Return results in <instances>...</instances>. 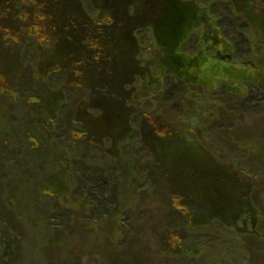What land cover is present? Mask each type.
<instances>
[{"label": "rangeland", "instance_id": "rangeland-1", "mask_svg": "<svg viewBox=\"0 0 264 264\" xmlns=\"http://www.w3.org/2000/svg\"><path fill=\"white\" fill-rule=\"evenodd\" d=\"M42 1L48 4V0ZM88 1L72 0L75 2L74 11L70 13L75 16L78 33H73L76 29L72 25L65 30L64 21H61L63 14H59L51 43H38L42 46H37L36 50L31 43L25 42V38L19 37L18 30L16 37H7L0 31V77L13 93H17L0 97V157L7 165L6 170L0 173V186L4 185L0 187V199L9 190L13 198L12 206L16 210L0 204V219L4 225L7 226L18 211L38 229L43 224V218L48 219L52 228L62 229L67 239H62L60 255L54 264H120L121 257L126 255L131 259L146 257L134 256L126 250L132 242H140L136 234L143 233L137 229L143 227L146 219L154 225H160L161 220L170 223V229L185 227L188 234H203L211 230L206 235L217 240L211 245L210 254L200 258L197 255L181 264H241L242 260L247 264H264V227L261 228L258 223V216L264 215V156L242 153L234 143V136L244 135V139L241 137L244 146L251 147L252 151L264 152V95L256 90L250 91L246 94L248 98L240 104L243 99L228 95L223 90L215 92L218 87L202 85L206 82L199 80L204 70L199 62L193 67L190 61L180 59L184 72L178 77L176 73L179 69L175 61H170L176 56L175 50L181 42L177 40L184 36L185 28L188 30L187 26L183 27L186 19L192 29L205 21L211 34L215 25L212 20L220 18L218 25L222 31L237 34L240 38V42L233 39L238 46L234 61L251 60L264 69V55L255 56L259 44L252 47V53L249 43L242 38L250 29L248 24L255 25L259 32L264 29V0L257 9L252 6L255 0H235L239 4L236 6L237 13L230 0H200L199 7L206 9L204 18L194 5L183 6L182 9L186 10H177L182 27L172 26V14L166 16V21H160L162 16L155 9L151 17L138 19L135 13L139 7L135 5L133 9L123 10L117 18L122 26L108 36L109 45L100 51L99 57L91 49L97 38L89 31L97 15L95 9L87 5ZM187 10L190 19L185 12ZM231 13L232 19L226 20ZM172 29L178 32L177 37L171 40L168 33ZM144 32L148 33L147 37L143 36ZM249 32L252 37L255 35L253 31ZM208 39L206 34L191 33L182 50L185 55H194L197 47L205 45ZM260 44L264 49V42ZM207 46L212 45L209 43ZM36 51H40L41 55ZM107 51L113 53L111 58L107 57ZM54 62L60 63L62 70L48 85L43 79V72ZM68 70L70 78L74 72L84 74L82 86L75 83L70 84L68 90L63 88V75ZM192 88L198 89L197 92H192ZM28 93L31 94L26 96ZM216 100L220 102H214ZM42 101L52 107L54 114L61 110L64 118L72 117L71 120L80 123L79 136H60L50 122L42 123ZM193 101L197 103L193 105ZM221 109L227 110L224 117L217 114ZM145 114L149 118L153 115L154 118L156 115L164 117L172 123L177 134L164 138L163 149L159 151L160 162L155 155L151 156L150 149H147V156L133 149L137 136L135 129L142 130L146 121L143 118L147 119ZM57 117L55 114L54 118ZM26 125L30 133L25 131ZM185 130L191 135L190 132L184 134ZM82 147L89 148L92 154L85 163L76 158ZM156 163L163 164L169 171L193 169L189 176L185 175L182 179V194L186 193L184 185L192 176L205 184L225 183L228 187H218L220 191H227L229 187L236 190L240 183L249 185L241 189L247 194L240 193L247 198L252 216L244 227L236 231L246 236L244 233L254 227L253 238L242 237L247 238V248L241 251L237 246H228L229 231L225 228L223 230L227 232L218 230L219 225L214 218L212 222L187 219L189 211L194 218L202 213L200 209L195 213L186 208V214L175 211V199L181 194L174 189V185L167 186L166 177L162 181L141 178L138 189L134 191L139 211L127 213L123 222L119 223V241L116 233L108 235L106 219L114 202L110 189L123 166L127 164L131 170L147 164L155 169ZM84 168L85 173L82 172ZM239 169L249 170L252 177L246 178ZM82 175V178L78 177ZM77 177L88 185L85 199L90 203H83L80 213L72 209L61 211L54 208L51 211L49 203L56 199L67 198L72 206V200L80 198L74 194L75 191L70 192ZM15 225L18 226L17 223ZM188 225L192 226L191 229L187 228ZM24 229H19L18 234L26 240L30 237L26 236ZM222 239L224 241L220 244ZM5 247L12 248L9 244ZM140 250L147 255V249L140 247Z\"/></svg>", "mask_w": 264, "mask_h": 264}, {"label": "trees", "instance_id": "trees-1", "mask_svg": "<svg viewBox=\"0 0 264 264\" xmlns=\"http://www.w3.org/2000/svg\"><path fill=\"white\" fill-rule=\"evenodd\" d=\"M74 3L75 2H72V0H48V4L44 3L42 0H0V31L3 32L7 37H16V31L18 30L20 34L19 37L21 39L25 38V42L31 43L36 50L37 46H42L37 45L38 43H51V35L56 27L57 17L60 16L59 14H63L61 21H64L65 25L63 28L65 30L68 29V26L72 25L76 29V31L73 33L76 34L79 32L77 29L78 24L74 23L75 16L73 13H70L74 11ZM229 3L233 7L234 12L237 13L238 9H236V6L239 4L235 0H230ZM254 3L255 4L252 6L255 7V9L258 8L259 4H263L261 0H255ZM84 4L85 3H83V5ZM87 5L89 7H93L97 15L95 17L96 19L94 20V24L91 25L92 28L89 31L94 35V37L97 38L95 39L96 43H93V46H91V49L98 54L97 57L100 56L101 50L104 48L107 49L109 45V42H107L109 41L108 36H111L113 32L118 30L119 26H122L117 19L121 13H123L122 11L133 9L135 5H138L139 7L135 13V15L137 14L138 19L144 20L145 17H151L152 10L155 9L162 16L160 21H166V16L172 14V26L180 25L181 27L182 22L179 18L177 10H186L189 5H194L195 9L199 11V14L202 12V16L205 15L204 13L206 12V9H201L199 7L200 0H184L183 2L178 0H89ZM50 6H52V8ZM183 6H186L187 8L182 9ZM185 12L188 13L187 17L190 19L189 10ZM232 16V13L227 15L226 20L232 19ZM185 21L186 22H183V25L185 24L183 27L187 26L188 30L186 31L185 28L183 31L184 36L177 40L181 42L179 43L178 48L175 50L176 56L174 58H170L171 62L175 61V66H177L176 68L179 69V72L176 73L178 77H180V74L184 72V65L179 63L180 59L190 61L191 66H193L196 62H199L198 65H200L201 68L204 67L199 80L206 82L202 83V85L208 84L211 85L210 87H218L215 89V92L223 90L228 95L239 97L243 99L240 104H242L248 98L249 95L246 94L250 93V91L256 90L264 95V69H261L255 62L251 60L239 62L234 61L236 48H238V46L233 43V39L236 38L235 41L240 42V38H238L237 34L231 35L222 31L218 25V23L221 22L220 18H214L212 20V23L215 25L212 28L211 34L209 31H207L209 30V24L205 23V21H202L199 25H196L193 28L196 31H193L188 19ZM85 23L87 24L88 22L86 21ZM248 25L250 29L248 30L247 34L246 32L244 33V37L242 38L245 42L249 43L252 53H254L252 47L259 44L258 51L255 49V56L261 57L262 54L264 55V49L260 44L264 42V29L259 32L255 25ZM158 26L159 25L157 23V28ZM124 27L127 29L126 26ZM173 29L171 33H168V36L171 40L177 37L178 32H174ZM249 31H253L255 35L252 37V34ZM11 33L13 35H8ZM191 33H198L200 36H204L206 34L208 35L209 39L207 42L203 40V42L206 44L201 45L199 48L197 47L196 53L190 56L185 55L182 47L187 41L186 38ZM146 34L148 35L147 32H144L143 36L147 37ZM69 42L72 43L73 38ZM209 43L212 45L211 47L207 46ZM40 55H38V58ZM111 55H113V53L107 51V57L111 58ZM226 55L230 56V60H227V58L224 57ZM153 56L157 58L156 55ZM222 58L224 60H222ZM195 66L197 65H194L193 67ZM61 70V64L54 62L50 67L47 68V70L43 72V79L48 85H51L55 75ZM65 72L66 73L63 75V88L65 90H68L70 84L75 85L76 83L82 86L83 73L78 75L77 72H74L72 73V78H70L69 70ZM89 72L92 73V71ZM70 79L74 82L69 81ZM35 84L36 80L34 85ZM176 84L178 83H175L174 85ZM182 88L184 91H187L185 86H182ZM196 90L198 89L192 88V92H197ZM200 90L203 94L204 91L202 89ZM8 93L11 94L13 91L10 89V86L5 83L3 77H0V97L3 94ZM30 94L31 93H28L26 96H29ZM48 97L49 96H45V98ZM214 102L220 101L216 100ZM42 103L43 105L41 112L44 117V121H42V123L45 122V124H47L50 122V125L55 127L54 130L57 132V134H60V136H79L78 132L81 130L80 123L75 120H71L72 117L69 119L64 118L62 116L63 112L61 110L55 113L58 115V117L54 118L55 114L52 107H48L45 101H42ZM196 103V101H193V105ZM213 108L217 109V106H214ZM225 111L227 110L221 109L217 112V114H219L221 117H224ZM146 117L147 119L143 118V120L145 119L146 121L144 122L145 125L142 127V130L139 131L138 129H135L137 136L133 149L143 152L145 156L148 154L147 149H150L152 152L151 156L154 157L155 155V157L159 159L158 162H160L159 151H162L163 149L164 138L174 137L177 134L176 131L173 130V126H171L172 123L170 124L169 121L164 117L160 116L161 119L159 115H156V118H154V115L151 116V118H149L147 115ZM161 121H163V124L160 123ZM44 128L46 129V126ZM25 131L27 133L31 132L27 125L25 126ZM186 132L188 133L190 131L185 130L183 133L185 134ZM241 137L244 139V135L236 137L234 136V143L239 147L242 153H259V155L264 156V152L252 151L251 147L244 146L243 139H241ZM13 147H16V144H13ZM90 155H92L90 149L82 147V151L76 156V158H79L82 163H85L88 162ZM6 168L7 165L5 164L4 159L0 157V173L6 170ZM82 172H86L85 168ZM192 172L193 169L190 168L186 170L183 169L169 171L167 168H164L163 164L161 163H156L155 169L148 166L147 164H144L130 170L128 169L127 164H125L120 171V175L116 179L115 183L111 185L110 189L114 202L111 209V214L106 219L109 228L108 235L114 236L116 233V239L119 241L121 238V233H119L117 229L120 226L119 223L123 222L124 216L127 213L134 214L136 211H139L140 205H137L135 202L136 195L134 193V191L138 189V181L141 178L144 180L145 177L149 178L151 181H162L166 177L167 186L174 185V189L176 188V190L181 194L177 199H175V211L180 210L182 213H185L186 208L188 210L191 208V210L196 213L198 209H200L202 213L196 215L194 218H192L193 216L189 214L190 211L188 214L185 213L188 215L187 219L193 222H212V218H214L217 225H219L218 230L227 232L223 230V228H225L229 231V233L227 232L228 236H230L228 246H237L241 249V251L246 249L247 247L245 245L247 244V238L243 239L242 237L247 236L248 238H253L254 234L252 233V230H254V227L250 228L248 232L244 233L246 236L236 233V231L239 227H244V225H246L252 216L247 198L241 195V189L249 185L240 183L237 187L238 189H236L237 191L230 187L227 189V191H220L218 187L226 188L228 186L222 182H218L217 185L205 184L195 180L196 177L192 176V179L187 181L184 185L186 193L182 194L180 190V187L183 184L182 179L185 175L189 176ZM239 172L246 178L252 177V173L249 170L239 169ZM83 176L84 175L78 177L82 178ZM78 177L76 180V184H78H75V186L71 188L70 192L75 191L74 194L79 195L80 198L78 197L79 199L76 198L74 201L71 199L72 206L70 202H68L67 198L64 200L61 198H59V200L56 199L49 203L51 211H53L54 208L60 209L61 211H68L72 209L76 213H80L81 205L83 203H90V201L85 199V193L88 191V185L86 183H82ZM189 184L192 186L187 187ZM198 185L200 186V190L196 189ZM242 194L247 193L244 190ZM184 200H187L191 204H187V202ZM12 202V194L8 190V192L4 194V198L0 199V204L15 210L14 206H12ZM192 202H194V204H192ZM166 210H168V207H166ZM17 213L18 215L9 221L7 226H5L4 221L0 219V264H54V260L58 259L60 255L59 251H61L60 246L62 244V239H67V237L63 234V230L52 228V225H50L47 218L42 219L43 224L39 228L41 230H39L36 225H34V223L24 216L23 213H19L18 211ZM258 218V223L260 224L261 228L264 227V215L261 214L258 216ZM145 221H147V219ZM145 221L142 223V226L145 229L139 225L138 226L140 228L137 229L139 232L143 233L142 235L136 234L137 239H141L140 242H132V245H129L130 248L127 247L126 250L132 253L134 256L146 257L140 259H131L130 256L126 255L121 257L120 264L186 263L189 258H194L197 255H199L198 258L207 256L211 252V245L216 244L215 241L217 239H212L210 235H206L211 232L210 229L202 232L203 234L194 235L188 234V232L185 230V227L178 226L174 229H170V223L167 224L162 220L160 225H154L155 223ZM15 223L18 224L17 227ZM25 226L26 229H24ZM191 227V225H188L187 228L191 229ZM19 229H24L26 236H29L30 238L25 240L20 237L18 234ZM224 239H222L219 243H223ZM259 240L260 238L257 239V242ZM5 244L11 245L12 248L7 247L6 249ZM140 247L147 249V255L142 253ZM165 247L167 248L165 249ZM195 249L197 250L195 251ZM205 249L206 252L204 253ZM175 258L178 261L175 262ZM241 264H247V262L242 260Z\"/></svg>", "mask_w": 264, "mask_h": 264}, {"label": "flooded vegetation", "instance_id": "flooded-vegetation-1", "mask_svg": "<svg viewBox=\"0 0 264 264\" xmlns=\"http://www.w3.org/2000/svg\"><path fill=\"white\" fill-rule=\"evenodd\" d=\"M226 57L228 58L229 56H228V55H226Z\"/></svg>", "mask_w": 264, "mask_h": 264}]
</instances>
